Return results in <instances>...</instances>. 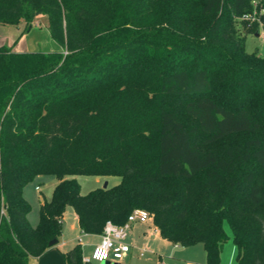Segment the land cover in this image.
Masks as SVG:
<instances>
[{"label": "trees", "instance_id": "1", "mask_svg": "<svg viewBox=\"0 0 264 264\" xmlns=\"http://www.w3.org/2000/svg\"><path fill=\"white\" fill-rule=\"evenodd\" d=\"M264 0H0V25L45 16L60 51L0 47V264H27L62 233L101 235L147 213L162 239L219 264H264V57L242 19ZM264 20V16L262 17ZM55 186L28 221L24 188ZM75 176L118 177L82 195ZM83 264L79 244L62 254Z\"/></svg>", "mask_w": 264, "mask_h": 264}, {"label": "rangeland", "instance_id": "2", "mask_svg": "<svg viewBox=\"0 0 264 264\" xmlns=\"http://www.w3.org/2000/svg\"><path fill=\"white\" fill-rule=\"evenodd\" d=\"M244 36L246 51L248 53L255 52L261 57H264V40L254 34H246ZM1 46L10 48L14 53H52L60 51L58 43L53 41L49 36L45 16H38L28 30H25V25L23 23H20L17 26L0 25V47ZM74 178L80 186V193L82 195H85L95 189L103 188L105 183H107L106 187H113L120 182L118 177L104 178L75 176ZM55 183L54 177L45 176L44 179H41V181H35L26 186L25 197L31 205L32 211L29 218L32 223H34L38 217V200L49 198L50 190L53 186H55ZM35 186L38 190H35ZM66 212L65 222L62 223V232L64 237L72 238L76 236V233L70 230V225L72 224V214H74V212L70 207L66 209ZM223 229L227 235V239L221 246L219 264H237L236 248L232 242L229 225L225 220L223 221ZM198 246L201 248V245ZM91 264L97 263L91 262Z\"/></svg>", "mask_w": 264, "mask_h": 264}, {"label": "crops", "instance_id": "3", "mask_svg": "<svg viewBox=\"0 0 264 264\" xmlns=\"http://www.w3.org/2000/svg\"><path fill=\"white\" fill-rule=\"evenodd\" d=\"M41 179H44V177L37 178L35 181L38 182L41 181ZM53 188L50 190L49 198ZM25 189L26 187L23 190V196L26 199ZM35 190H38L36 186ZM49 198L43 199L48 200ZM43 199L38 200V209ZM31 211L32 210H30L28 214V221L32 226H35L38 223V217L37 220L32 223L29 218ZM66 213L65 210L63 222H65ZM70 230L76 233L75 237L66 238L62 232L56 245L48 248L37 258H29L27 264H64L63 252L70 250L77 244L82 248V259L88 258V254L91 253L93 247L99 243L100 235H86L80 233L75 214H72ZM78 239H80V243H78ZM125 243L128 244L129 251L125 258L119 261L120 264H205V252L201 244L190 247L174 245L162 239L157 229L152 226L149 220L132 223L127 231ZM198 245H201V248ZM83 264H91V262H83Z\"/></svg>", "mask_w": 264, "mask_h": 264}, {"label": "built area", "instance_id": "4", "mask_svg": "<svg viewBox=\"0 0 264 264\" xmlns=\"http://www.w3.org/2000/svg\"><path fill=\"white\" fill-rule=\"evenodd\" d=\"M253 11L250 14L242 16V19L249 21L257 26L256 34L264 40V8H257V4L253 3ZM36 189H38L36 187ZM149 219L146 212L135 210L128 217L124 225L116 226L110 222H106L103 233L100 235V241L96 244L89 257L82 259L83 262H95L97 264L103 262H118L123 260L128 254L129 246L125 243L127 231L130 225L135 222H144ZM80 243V239H78ZM110 260V261H109Z\"/></svg>", "mask_w": 264, "mask_h": 264}, {"label": "water", "instance_id": "5", "mask_svg": "<svg viewBox=\"0 0 264 264\" xmlns=\"http://www.w3.org/2000/svg\"><path fill=\"white\" fill-rule=\"evenodd\" d=\"M255 36L258 37V34H255ZM106 185H107V183L104 184L103 189L106 188ZM57 241H58V240H52V241H50V242H49V246L51 247V246L56 245V244H57ZM102 264H120V263H118V262H103Z\"/></svg>", "mask_w": 264, "mask_h": 264}]
</instances>
